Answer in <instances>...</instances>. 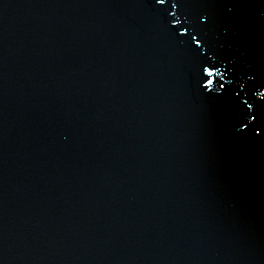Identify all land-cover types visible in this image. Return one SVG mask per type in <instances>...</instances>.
I'll use <instances>...</instances> for the list:
<instances>
[{"label": "water", "instance_id": "water-1", "mask_svg": "<svg viewBox=\"0 0 264 264\" xmlns=\"http://www.w3.org/2000/svg\"><path fill=\"white\" fill-rule=\"evenodd\" d=\"M249 264H264V92L251 226Z\"/></svg>", "mask_w": 264, "mask_h": 264}]
</instances>
